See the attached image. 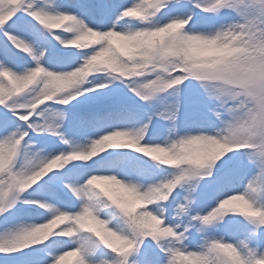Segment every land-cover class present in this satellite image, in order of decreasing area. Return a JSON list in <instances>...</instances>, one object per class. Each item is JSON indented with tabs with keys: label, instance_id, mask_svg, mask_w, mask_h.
I'll return each mask as SVG.
<instances>
[{
	"label": "snow or ice",
	"instance_id": "obj_1",
	"mask_svg": "<svg viewBox=\"0 0 264 264\" xmlns=\"http://www.w3.org/2000/svg\"><path fill=\"white\" fill-rule=\"evenodd\" d=\"M87 30L155 39L109 63L119 36L68 45ZM188 39L199 56L177 47ZM262 50L264 0H0V264H264ZM74 72L80 83L48 94L52 74ZM234 91L246 112L218 102ZM162 95L171 103L146 114L140 102ZM186 102L202 120L181 124ZM193 136L225 151L162 164L149 150ZM122 137L148 148L106 143Z\"/></svg>",
	"mask_w": 264,
	"mask_h": 264
},
{
	"label": "clouds",
	"instance_id": "obj_2",
	"mask_svg": "<svg viewBox=\"0 0 264 264\" xmlns=\"http://www.w3.org/2000/svg\"><path fill=\"white\" fill-rule=\"evenodd\" d=\"M178 29L175 26L169 31H177ZM83 39L80 36H76L73 39L77 40L78 42L73 44L71 41L68 42L69 46L73 47H86L90 46L88 44V40L96 39L97 42L100 40L104 41H112L116 39L119 34L116 36L109 35V34H99L93 33L91 30H87L85 33H82ZM155 37H143L139 35L134 36H119L117 39L116 44H109L108 54L106 55L105 59L107 62L112 63L115 61L116 54L120 48H126L132 51L133 54H136L140 49L151 46ZM247 43V41L245 42ZM182 51H187L193 56H199L203 51V46L198 40L195 39H188L185 41H180L177 44ZM235 51H243V49H236ZM252 55L257 59V62L260 64H264V50L260 51L259 53L253 52ZM84 77L81 75L80 72H74L69 74H52L49 78L48 83V94L50 96H55L59 92L66 91L71 87H74L78 83H80ZM264 91V87L261 89ZM227 102L232 101L235 104V107L240 109L242 112H246L249 109L251 101L249 96L246 95L244 91H234L231 95L221 96L218 99V102ZM165 140H173V137L165 136ZM106 143H124L130 144L135 143L138 148L144 147L148 148V146L142 145L139 140H133L131 138L122 137V139L108 141ZM105 148V144H101L96 146L95 151L97 154ZM149 150L155 152V156L153 157L158 158L160 163L166 162H175L176 164H180L182 162L188 161H195V162H203V161H210L218 158L219 155L225 151V148L217 141L212 138H202L199 136H193L187 139L182 146L176 151H167L161 149L159 146L155 148H149ZM89 158H91L89 156ZM0 163H3V160L0 159ZM182 174L187 179H194L196 177V169L194 166L189 165L188 167L183 169ZM35 175V174H34ZM104 179V178H100ZM33 178L29 177L26 178L24 183L26 186H30L33 183ZM227 209V205L225 210ZM81 225L86 223V220H81L79 222ZM46 230V229H45ZM32 237H29V239Z\"/></svg>",
	"mask_w": 264,
	"mask_h": 264
},
{
	"label": "trees",
	"instance_id": "obj_3",
	"mask_svg": "<svg viewBox=\"0 0 264 264\" xmlns=\"http://www.w3.org/2000/svg\"><path fill=\"white\" fill-rule=\"evenodd\" d=\"M62 30V29H60ZM74 104L76 103L75 101H73ZM141 105L143 106L144 110H147L146 114H148V103L147 102H140ZM73 111H76V109H73ZM149 111H152L151 109ZM120 194H117L116 196H119ZM114 196V195H113ZM76 260L77 259H73L72 256H67L65 257V259L63 261L60 262V264H76Z\"/></svg>",
	"mask_w": 264,
	"mask_h": 264
},
{
	"label": "rangeland",
	"instance_id": "obj_4",
	"mask_svg": "<svg viewBox=\"0 0 264 264\" xmlns=\"http://www.w3.org/2000/svg\"><path fill=\"white\" fill-rule=\"evenodd\" d=\"M194 112H196L197 114H199L200 116L202 115V109L197 107V106H194ZM67 119V118H66ZM81 143H83V141H81ZM97 184L100 186V185H107L109 187L111 186H116L115 184L109 182V181H97Z\"/></svg>",
	"mask_w": 264,
	"mask_h": 264
}]
</instances>
